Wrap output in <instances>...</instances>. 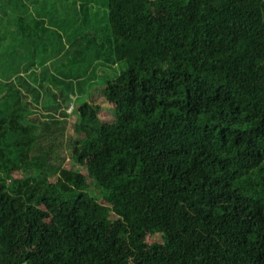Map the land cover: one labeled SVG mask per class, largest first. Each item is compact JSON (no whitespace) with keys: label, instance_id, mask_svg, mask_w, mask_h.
<instances>
[{"label":"trees","instance_id":"16d2710c","mask_svg":"<svg viewBox=\"0 0 264 264\" xmlns=\"http://www.w3.org/2000/svg\"><path fill=\"white\" fill-rule=\"evenodd\" d=\"M0 160V264H264V0H0Z\"/></svg>","mask_w":264,"mask_h":264},{"label":"rangeland","instance_id":"374dc122","mask_svg":"<svg viewBox=\"0 0 264 264\" xmlns=\"http://www.w3.org/2000/svg\"><path fill=\"white\" fill-rule=\"evenodd\" d=\"M93 100L102 107V111L99 114V118L101 120H103V122H106L107 124H112L115 121L114 113H113L114 104L108 103L99 94L94 95ZM73 109L74 108L71 107L68 110V113L70 114L69 119H68V122H69L68 123V135L70 137L75 135L73 125L76 122V116L74 115ZM64 157H65V159H67L65 161V166H67L69 168L71 166H73V169L80 171L83 174H87V171L85 169L81 168L78 164H76L72 160L71 156L70 155L68 156V153H64ZM0 170H2V172L4 170V167H3L1 160H0ZM17 175H20V173H18ZM92 193L95 196V195L99 194V191L96 188L92 187ZM146 241L150 244H155V245L156 244H161V245L164 244V239L162 237H159V236H151V237L149 236L146 238Z\"/></svg>","mask_w":264,"mask_h":264}]
</instances>
